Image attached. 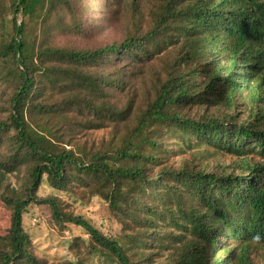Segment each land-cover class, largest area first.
Segmentation results:
<instances>
[{"label":"trees","instance_id":"obj_1","mask_svg":"<svg viewBox=\"0 0 264 264\" xmlns=\"http://www.w3.org/2000/svg\"><path fill=\"white\" fill-rule=\"evenodd\" d=\"M39 2L0 0V171L25 168L20 195L0 189V264H47L23 228L32 205L83 230L76 264H253L264 250V0H43L33 16ZM112 21L120 41L58 42ZM100 130L98 144L85 137ZM44 176L99 197L120 233L38 196Z\"/></svg>","mask_w":264,"mask_h":264},{"label":"rangeland","instance_id":"obj_2","mask_svg":"<svg viewBox=\"0 0 264 264\" xmlns=\"http://www.w3.org/2000/svg\"><path fill=\"white\" fill-rule=\"evenodd\" d=\"M32 12L33 16L38 12L40 3ZM10 6V5H9ZM30 17V16H29ZM28 26L26 28L25 39L30 46L36 48L39 37V28L32 26L29 19L26 18ZM123 37L121 23L105 22L102 27L95 30L89 38L77 39L72 36L60 37V44L74 45L78 47H88L97 45H106L114 41H120ZM80 45V46H79ZM2 93H6L3 87L0 88ZM2 100L0 102V118L2 114ZM242 110V109H239ZM107 130L89 131L85 136L93 139L96 144L100 139L107 136ZM190 155L186 154L184 159H189ZM213 163L222 165H230L233 160L228 155H217L212 158ZM172 164L179 165L178 161H171ZM25 169V168H24ZM24 169L12 173L0 171V189L1 192L10 195H20L23 190ZM53 195L60 200L62 209L66 213H74L81 215L96 226L103 234L107 236H115L120 233L119 224L114 221L109 213L107 205L97 196L81 188L74 187L70 190H62L53 188L47 181V176H44L41 186L38 191V196L44 197ZM10 226V212L4 203L0 202V234H5ZM23 228L29 235L33 245L36 248V253L46 261L47 264H72L77 263L78 256L70 248L74 238L81 236L87 239L81 228L68 227L65 228L57 224L51 216L50 209L47 206L32 205L23 218ZM253 264H264V250L256 251L251 255Z\"/></svg>","mask_w":264,"mask_h":264}]
</instances>
